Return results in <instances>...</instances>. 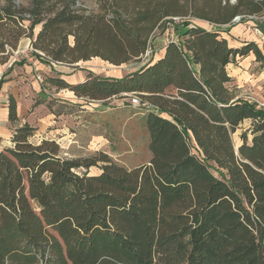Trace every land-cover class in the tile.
<instances>
[{
    "label": "trees",
    "instance_id": "1",
    "mask_svg": "<svg viewBox=\"0 0 264 264\" xmlns=\"http://www.w3.org/2000/svg\"><path fill=\"white\" fill-rule=\"evenodd\" d=\"M97 4L4 0L0 55L30 37L31 54L48 63H139L123 77L47 82L87 100L135 93L152 104L142 114L151 157L129 168L105 152L64 156L56 140L34 143L36 128L18 126L0 151V264H264V106L239 96L227 68L250 52L264 63V53L254 41L230 47L221 29L186 18L223 26L264 14V0ZM177 17L179 40L143 64L156 30L178 29ZM256 23L264 31V18ZM8 104L16 123L15 99ZM248 120L237 147L233 135Z\"/></svg>",
    "mask_w": 264,
    "mask_h": 264
},
{
    "label": "rangeland",
    "instance_id": "2",
    "mask_svg": "<svg viewBox=\"0 0 264 264\" xmlns=\"http://www.w3.org/2000/svg\"><path fill=\"white\" fill-rule=\"evenodd\" d=\"M227 1L236 3L237 0H222V3L225 4ZM80 2L89 9L98 6L97 0H80ZM3 3L4 0H0V5ZM186 18L190 19V23L193 25L204 23V19L194 17ZM182 21L180 17L176 18V23L180 24L178 29H175L174 25L170 23L171 25L166 30H156L152 37L151 45L154 55L167 42H170L171 39L179 40L180 34L185 29L181 23ZM26 24H28V21H26ZM208 26L212 30H224V26L222 25L210 23ZM40 28L39 25L35 27V35ZM19 43L18 49L16 50L10 45H7V49L10 52L9 55L8 52L0 55V80L3 78L0 93L5 90L9 96L8 102L9 98L13 97L16 104L17 100L14 97V92H19L24 96L28 91H32L31 93H33V89L21 81L20 76L27 75L22 68L20 70L16 69L19 72L9 78V73L13 69V66L24 58H26V61L18 65L26 63L30 59L33 51L30 37H24ZM5 59L8 60L5 61ZM93 61L94 59H91V63H87L90 65L86 66H91L102 77H115L114 73L116 71L114 70L117 65L104 62L102 64L103 67L99 68L92 63ZM10 65L12 66L9 67ZM238 65V62H234L229 68H236ZM257 65L255 66L256 69L251 71L252 74L244 85L236 84L238 85V94L240 97L255 101L262 107L264 106V80L261 77L263 67L260 63ZM138 66L139 63L132 61L117 67H119L118 71L126 74L135 71ZM95 71L90 70L94 74L96 73ZM37 80L43 85L42 87L48 89L49 94L47 93V97L50 99L37 96V92L33 93L35 104L31 109L27 112L25 110L24 115L16 123H12L11 121L10 123H6L4 125L6 127L5 130L0 131V151L13 144L12 138L14 130L27 122L36 128L35 136L32 138L34 143H39L43 139H54L59 144L61 154L64 156L76 158L94 157L100 152H105L113 160L129 168H134L149 160L151 157L148 146L149 134L142 121V114L146 112V106L141 105L135 107L131 105L129 97L121 99L113 98L111 101H92L85 98L82 99L81 97H74L73 102L66 97L60 98L56 94L58 91L57 88L48 83L42 74L37 76ZM31 97L32 94L30 95ZM36 106L37 109L35 108ZM50 113H52V120L46 124L43 116ZM24 119H26V122H24ZM248 124L249 120L242 123L233 135L234 143L237 147L241 144V133L247 129ZM211 170L215 175L220 176L214 165H212ZM99 171L98 167L90 169L91 174H96Z\"/></svg>",
    "mask_w": 264,
    "mask_h": 264
},
{
    "label": "crops",
    "instance_id": "3",
    "mask_svg": "<svg viewBox=\"0 0 264 264\" xmlns=\"http://www.w3.org/2000/svg\"><path fill=\"white\" fill-rule=\"evenodd\" d=\"M203 21L204 23H200L199 25L212 30V28L208 26L210 23L206 20ZM255 27H258L256 21L249 18H245L240 22H235V23H230L229 25H225L224 30L221 31V35L227 39L230 47L240 48L244 46L247 42L254 41L258 44L259 48L264 53V31L259 27L258 28ZM167 44L168 42L158 52L155 53L154 58L157 59L163 56ZM237 57L239 60L236 59V63L238 62L239 65L236 66V68L238 69L233 67L231 69L229 68V66L234 62H231L227 66L228 71L230 75L233 76L235 83L244 85L247 82L249 76H251L252 74L251 71L255 70L256 69L255 66H258L257 64L259 63L263 67L261 77L264 80V63L262 61L257 60V56L254 52H250L246 54V56L238 55ZM93 59L94 61L92 63L99 68L103 67L102 64L106 62L99 57H94ZM89 62L91 63V60H87V61L82 60L79 61V63H75V64H67V63L54 64L51 62L48 63L44 60H41L40 58H37L35 55L33 56L31 54L30 59H28L26 63H24L23 65H18L20 63L19 62L18 64H15L13 66V69L9 73V78L15 76L14 74H17L19 72L16 69L20 70V68H22V70L27 75L20 76V78L22 79L21 81H23L25 85L28 84L29 88L33 89V93L37 92V96L48 98L47 97V95L49 94L48 89L42 87L43 85L37 80V76L39 74H42L45 80H48L49 77H58V78L66 79L69 83H73V84L80 83V81H83L88 76L90 70L95 71L93 68H91V66H86V65H90L87 64ZM12 65H10L9 67H11ZM118 68L119 67L115 66L114 71H116V73H114V76L123 77L125 74H123V72L118 71L119 70ZM95 72L97 74H100L97 71ZM31 92L29 91L26 92L25 96L23 94H20L19 92L18 93L14 92V97L16 98L18 104L17 106L18 119H21V116L24 115L25 110L27 112L35 104L34 96H33L34 94ZM31 94L32 97L30 98ZM56 94H58L60 98L66 97L73 102H74L73 100L74 97L78 98L72 90L67 88L63 90H58ZM8 97H9L8 93H6L5 90L2 91V93H0V131L5 130L6 127L4 125L8 122L10 123L11 121L9 119ZM35 108L37 109V106ZM51 116L52 113L48 115L45 114V116H43V120L45 121L46 124L50 123V121L52 120ZM24 122H26V119H24Z\"/></svg>",
    "mask_w": 264,
    "mask_h": 264
},
{
    "label": "built area",
    "instance_id": "4",
    "mask_svg": "<svg viewBox=\"0 0 264 264\" xmlns=\"http://www.w3.org/2000/svg\"><path fill=\"white\" fill-rule=\"evenodd\" d=\"M245 18H249V19H252L254 21H260V19H263L264 18V14H261L260 16L258 15H249V14H245V15H236L230 23H235V22H240L242 20H244ZM218 25V24H217ZM229 25V24H227ZM225 26V25H223ZM154 53H153V50L152 48H148L147 51L145 52L143 58H142V63L145 64L147 63L152 57H154ZM128 97H129V101L131 103V105L135 106V107H139V106H146L147 108H153V105L150 104L149 102H143L141 101L140 97L135 94V93H129L128 94ZM194 150H196L194 148Z\"/></svg>",
    "mask_w": 264,
    "mask_h": 264
}]
</instances>
